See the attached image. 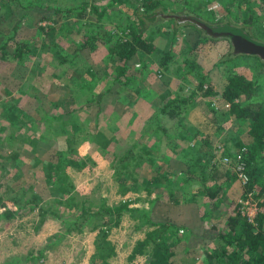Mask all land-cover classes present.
Returning <instances> with one entry per match:
<instances>
[{"label":"rangeland","instance_id":"374dc122","mask_svg":"<svg viewBox=\"0 0 264 264\" xmlns=\"http://www.w3.org/2000/svg\"><path fill=\"white\" fill-rule=\"evenodd\" d=\"M162 2L166 4L163 8L167 12L180 14L184 13L185 4L189 2V12L193 8L200 9V14L211 22L230 12V21L239 26L247 21L246 27L251 28L252 36L264 41V0ZM223 3L230 10L222 9ZM17 5L15 1L0 0V45L13 34L14 40L7 47L9 56L13 57L16 43L24 44L27 49L23 61L15 57L5 59L0 52V183L4 181L0 184V211H16L11 218L0 217V262L9 255L36 253L37 256L40 250H31L30 245L35 240L40 242L46 256L33 264H83L85 256L95 250L98 234L102 231L114 247L110 264H161L166 258L164 243L173 245L174 250L175 243H171L170 234L164 232L161 235V227L154 220L147 221V205L139 203L141 199L137 200V195L148 192L145 189L148 186L151 193L158 190L168 199L180 197L179 207L187 210L182 218L187 222L194 217L198 220L201 211L197 204L188 203L182 196L189 187L186 172L198 165L196 159L199 156L205 155L201 160L203 163L211 160L206 169L208 179H218L228 171L225 166L229 161L235 162L228 153H237L236 142L249 141L248 123L229 113L230 108L221 98L214 97L207 105L203 93L207 84L203 90L197 89L199 73H209L231 50L229 40L201 39L195 27H175L174 21L158 18L155 23L146 24L143 33L154 44V52H139L130 62L124 63L110 48L115 46L118 38L141 32L143 24L135 13L139 5L113 4L112 0H38L35 6H41L32 7L29 13L18 9ZM45 6L50 9L42 10ZM58 7H61L59 12ZM69 7H76V11L67 12ZM96 9H105V12L99 16ZM211 9L216 11L211 12ZM185 10L188 9L185 7ZM16 21L19 25L14 30ZM59 53L70 55L74 60L60 64ZM166 57L169 60L163 63ZM193 62L198 64L197 72L190 67ZM236 65L232 61L220 63L209 79L220 82ZM184 73L186 75L182 77ZM260 79L264 81V73ZM170 94L173 98L177 95L179 101L181 98L195 99L185 106L184 111L181 108L175 119L166 118L162 127L167 129L162 138L149 139L143 131L153 129L151 121L162 102L170 99ZM50 108L61 112L58 114L73 112L77 118L66 122L63 131L60 128L53 130L42 121L45 111L52 110ZM74 123L79 124L77 152L81 158L90 156L92 160L83 168H78L75 162L67 165L64 180L73 184L79 197L93 201V206L100 205V198H103L109 206L126 201L130 208H138V211H124L119 220L112 217L110 225L95 230L84 224L83 230L79 231L80 224L77 223L75 227L78 226L67 233V226L76 219L72 214L77 210L76 203L67 202L55 186L47 185L40 176H37L40 181H32L37 174L33 164L43 161L39 155L33 154L32 144L38 139L51 140L55 149L66 150L67 145L63 142L70 136L69 130ZM14 132L15 140L11 139ZM111 139L123 146H132L138 140V144L146 146V152H152L145 155L147 161L139 171V182L133 183V189L128 192L123 188L119 191L118 174L113 168L115 154L104 156L101 151ZM21 146H25L24 159L17 157ZM222 148H227V153H223ZM215 163L219 166L213 167ZM23 164L29 167L21 168ZM166 170L169 171L164 172ZM164 175H168V182L166 177L164 185L155 183L157 177L163 178ZM17 176L23 184L30 181L32 184L19 188L15 182ZM5 183L14 190L19 188L11 200L6 199L11 192L7 193L10 188ZM199 186L197 181L192 184L195 190ZM29 189L33 195L41 196L40 204H55V209L58 208L67 221L63 223L49 214L43 216L39 210L20 209L24 193ZM133 195L137 201L132 203ZM243 211L254 220L257 207L246 200ZM215 215L213 220L216 222L218 216ZM182 218L177 220L181 222ZM152 230L157 233L149 235ZM143 239H149V243L137 245ZM14 240L18 242L17 248ZM23 244L25 248L19 249ZM194 245L190 248L195 260L200 262L205 250L193 248ZM137 247L143 253H135ZM171 254L175 255L174 252Z\"/></svg>","mask_w":264,"mask_h":264},{"label":"trees","instance_id":"16d2710c","mask_svg":"<svg viewBox=\"0 0 264 264\" xmlns=\"http://www.w3.org/2000/svg\"><path fill=\"white\" fill-rule=\"evenodd\" d=\"M7 2L15 1L17 2V7L21 11L29 13L32 11V7L39 8L40 6H35L38 4V0H6ZM113 4H131L139 5L135 9L137 18L142 22V30L140 33H130L126 34L123 38H118L115 46L110 48L113 54L118 58V60L128 63L131 61V58L139 53L146 52L152 53L155 50V46L151 41H148L144 37V31L146 30V24L155 23L156 19L163 18L172 20L175 23V27L178 26H192L199 30L200 38L207 39L212 41H218L222 38H214L207 35L201 28L197 27L194 24L190 23H181L174 17H166L169 14H177V12H167L163 7L165 3L163 0H112ZM165 1V0H164ZM187 2V1H186ZM188 10H184V13H189L193 15L200 16L203 20L212 23H232L234 22L229 20V13H223L215 22L208 21L200 14V9L193 8L192 12L190 8V3L185 4ZM43 6V5H42ZM144 8L143 11L141 8ZM85 10L87 7L84 5ZM221 8L230 10L229 6L223 3ZM50 7L45 6L42 10H49ZM57 9V8H56ZM61 11V7H58V11ZM76 11V7H69L67 12L73 13ZM211 12L216 10L211 9ZM105 9L101 11H95L99 16L103 15ZM225 21V22H224ZM145 23V24H144ZM247 21L244 22L243 28L246 29L251 35L254 33L251 32V28L246 27ZM19 22L16 21L13 29L18 28ZM235 25V24H234ZM144 26V27H143ZM96 28V27H95ZM94 31V30H93ZM90 36V35H89ZM88 36V38H89ZM228 39V38H227ZM14 40L13 34L9 35L4 42L0 45V52H3L5 59H12L13 57L23 61L25 59L24 51L26 49L24 44L16 43V48L13 57H10L7 52L8 43ZM229 40V39H228ZM230 42V40H229ZM231 45V43H230ZM83 46H85L83 44ZM93 47V46H92ZM95 48V47H94ZM27 51V49H26ZM3 56V55H2ZM60 57L59 63L62 64L67 62L69 59L74 60L70 55L58 54ZM246 56L245 59H240L241 57ZM169 60L166 57L163 63H166ZM251 60L254 62L251 63ZM236 62L237 65L234 69L230 70L227 73V76L223 78L220 82H213L209 78L213 77V72L215 68L219 66L220 63L224 62ZM251 63V64H250ZM190 67L197 72L198 64L193 62L190 64ZM184 72V71H182ZM264 73V60L257 55H248V54H236L234 53V47L231 45V50L223 56L216 65L209 70V73L201 72L199 73V84L197 89L203 90L204 84H207V88L203 90L204 97L206 98L207 105L211 104V100L214 97L221 98L226 102L230 103V112L240 120H244L248 123L247 128V137L249 141L236 142L237 153L232 154L228 153L235 162L228 163V171L222 175L220 178H209L206 172V169L211 160H206L204 163L201 161L205 155L199 156L197 160L198 165H193L186 172V180L189 187L183 192L182 196L188 203H196L197 207L201 211L199 216L200 227H185L179 229L176 227L174 233H171V243H175V250L172 248L168 242L164 243L165 250L164 255L166 258L161 260V264H172L168 262L171 256V253H175V257L178 252H183L182 248L184 244L187 245L189 250V243L194 245L193 248L197 247L205 250L203 256H205L208 264H264V81H261V76ZM186 73L182 75L185 77ZM211 75V76H210ZM196 91L193 92L195 95ZM195 98H179L177 95L171 99L166 104H161L159 110L156 113V116L153 117L151 123V130H146L143 133L147 138H162L166 132V127H162V124L166 120L175 119L180 112V109L185 110V106L191 103ZM176 104V106H174ZM42 108L44 106L42 105ZM73 108V107H72ZM71 108V109H72ZM51 111H45L42 118L43 124L52 128L53 130H58L60 128L62 131L65 128V123H69V120L75 121L77 117L73 112L58 114L54 108ZM211 109H213L211 107ZM78 125L73 124L70 131V136L63 142L67 145L66 150L59 151L55 149L56 145H53L50 149H45V153L42 151H36V154L39 155L42 160H47L48 165H53V169L48 172L47 184H52L51 187H56L57 190L66 198L67 202H75L77 210L72 213L76 217L73 224L67 226L66 232H72L79 223V231H82V225L88 224L92 230L98 229L99 227L110 225L113 220L112 217L118 219L122 216L124 211L133 210L138 211V208H130L128 206L129 202L123 201L119 204L109 206L103 198H100V205H94L93 201L85 197H79L76 193L73 184L68 183L64 180V170L72 162H75L78 168H83L87 165V162L92 160L90 156L86 158H81L77 152V141H78ZM150 125H148V129ZM97 128L99 124L97 123ZM12 129H15L14 127ZM154 131V134L152 133ZM199 133H196V136ZM144 137V135L142 134ZM166 136H168L166 134ZM112 140V141H111ZM106 142L107 146L102 147L101 151L104 156L107 154H115V161L113 168L117 172L116 181L118 182L119 191L123 189L128 192L133 189L132 184L139 182V171L144 167L147 159L145 155H151L152 152H146V146L144 144H138V140L132 143V146H123L118 143L115 139H111ZM138 142V143H137ZM209 144V141H207ZM75 145V146H74ZM195 147H198L196 145ZM227 148H222L223 153ZM35 152V151H34ZM240 156V158H239ZM70 157V158H68ZM152 157V156H151ZM193 159V158H192ZM153 161V160H152ZM203 163V166H200ZM242 165V172L245 175V178L240 177V171L238 166ZM200 166V167H199ZM219 166L218 163H215L213 167ZM162 169V168H161ZM233 169V170H231ZM47 171V170H46ZM166 172V171H164ZM169 175V174H168ZM168 175L162 176L163 178L157 177L155 183H160L164 185V179L168 182ZM194 181H197L201 187L197 190L192 188ZM4 182L1 180V183ZM15 182L18 183L19 188L24 185L20 183L19 176L16 177ZM0 183V184H1ZM6 187L10 188L6 199H12L13 196L17 194V190H14L12 187L4 184ZM17 185V184H16ZM168 185H171L170 183ZM145 189L149 191L147 186ZM191 189L193 191H191ZM28 190L24 193L22 204L20 209H26L28 211L39 210L43 216L47 214L51 215L54 218L59 219L65 223V218L59 213L58 208L55 209L54 205H42L40 204L41 196L38 194H32ZM91 199V198H90ZM182 199V198H181ZM246 200H250L257 207V214L254 218V221H251L248 218V215L244 213L243 206ZM53 202V201H52ZM55 209V210H54ZM220 210L221 215L218 216ZM16 211L5 210L0 211V217H13ZM148 216L147 221H150V213L145 212ZM218 216V220L215 222L213 220L214 215ZM215 215V216H216ZM74 217V218H75ZM80 220V221H79ZM115 222V224H117ZM162 227L164 224H160ZM174 231V229H172ZM101 231V230H100ZM182 232V236L178 235ZM188 233V234H187ZM176 235V236H175ZM106 233L100 232L98 234V241L96 242V252L93 256L94 264H110L109 258L114 253V247L109 240L105 238ZM177 239H176V238ZM185 237V239H182ZM198 240V242L195 241ZM204 242V243H202ZM149 243V239L139 240L137 245L143 246ZM182 248V249H177ZM172 248V249H171ZM135 253H143L140 247L135 249ZM174 258V257H173ZM172 258V259H173ZM195 258H192L187 264H192Z\"/></svg>","mask_w":264,"mask_h":264},{"label":"crops","instance_id":"0c3cea01","mask_svg":"<svg viewBox=\"0 0 264 264\" xmlns=\"http://www.w3.org/2000/svg\"><path fill=\"white\" fill-rule=\"evenodd\" d=\"M172 96L173 95L170 94V99H167V100L163 101L162 104H166L169 100L173 99ZM225 102L226 101L224 100V105H225ZM229 113H231L230 112V109H229ZM15 134L16 133L14 132L11 139L15 140V137H16ZM25 146H21L18 149V155H17L18 158H23L24 159V157H25V155H24V153H25V150H24L25 149ZM32 146H33L32 152H33L34 155H36V151H39V152L42 151L43 153H45L44 150L46 148L47 149L52 148L53 141L49 140L48 142H45L43 140L38 139V140H35L33 142ZM13 154H14V150L12 152V155ZM48 164H49V162L47 160H43L42 162H39L38 164H33L34 165L33 168L37 170L36 171L37 174H36L35 178L33 176V180L32 181H34V180L36 182H38L40 180H44V182L47 181L48 172L51 169H53V167H55L53 165H48ZM19 166H20V162H18L17 168H19ZM25 167H29V165L28 164H23V166L21 168H25ZM68 167H66V169ZM167 171H169V170H166V172ZM37 176H40L41 179L38 180V177ZM30 182L29 183L27 182V183L23 184V182L21 181L20 183H22L23 185H25L24 188H27L29 185L32 184V182L31 183ZM46 184H47V182H46ZM49 185L52 186V184H49ZM30 188H32V186H30ZM29 190L31 191V189H29ZM30 193H32V191ZM64 197H65V195H64ZM137 197H138L137 200L138 199H141V200H138L139 203H143V204H146L147 205L146 206V210H148V212L150 213V218L152 220H154L156 224L157 223L164 224L163 227L160 225V227H161V232H160L161 235H163L164 232L167 235H169L171 233H174L175 230L177 229L174 226H178V228L180 230L183 229V228H185V227H188V226L189 227H196V228H199L200 227V224L198 222L199 219L197 220L196 217H194L195 219L192 218L191 221H189L190 224H189V222H187L186 219H183L182 218V217H184L185 211H187V210H184L183 208L179 207L180 206V203H178V201L181 200L180 197L178 199H176V198L168 199L166 196L163 195L162 192H160L158 190H155V192H152V193L151 192H146L143 195H140V196L137 195ZM134 198H136V196H134L133 199H130L132 201V203L135 200ZM137 200H135V202ZM168 203H170V204H168ZM218 213H219L218 216H220L221 215L220 211ZM193 215H194V212H193L192 216ZM180 218H182L181 219V222L182 223L177 220V219H180ZM157 225H159V224H157ZM172 229H174V231ZM152 233H157V232H155L154 230H152V231L149 232V235L152 234ZM178 235L182 236V232H181V234H178ZM182 239H185V237H183ZM195 241L198 242V240H196V239H195ZM17 243L18 242L15 241V245H14L15 248H17ZM202 243H204V242H202ZM175 244H176V242H175ZM192 244L193 243H191V244L189 243V250H188L187 245L184 244L183 247H182L184 249V251L183 252H178V254L176 255V257H175V255L172 256V254H171L172 258L173 257L174 258L173 259L170 258L168 262L171 261L172 263L176 262V264H187L189 261H191L192 258H195L193 256V253H192V248H190V246ZM30 245H31V250H33V249H38L37 251L40 250L37 256H36V253L35 254L28 253L27 255H23V254L9 255L6 259L1 260L0 264H28L29 262H31L30 264H33V262H39V260H40L41 257L45 258L46 255H44L45 253L43 252V250H41L40 242L34 240L32 243L30 242ZM197 246H201L200 248L203 247V245H197ZM24 248H25V244H23L22 247L19 246V249H24ZM95 252H96V248H95V250H92L90 253H88V255L85 256L86 257V260H85V262L83 264H93L92 258L94 256ZM39 254H41V256ZM204 254H206V253L203 252V255ZM42 259H41V262H42ZM192 264H208V263L206 261L205 256H203V257H201L200 262H198L196 260Z\"/></svg>","mask_w":264,"mask_h":264},{"label":"water","instance_id":"95a60500","mask_svg":"<svg viewBox=\"0 0 264 264\" xmlns=\"http://www.w3.org/2000/svg\"><path fill=\"white\" fill-rule=\"evenodd\" d=\"M166 17H174L181 23L194 24L211 37L228 38L236 54L257 55L264 60V41L255 39L242 26L232 23L212 24L189 13L169 14Z\"/></svg>","mask_w":264,"mask_h":264},{"label":"built area","instance_id":"2783aa9c","mask_svg":"<svg viewBox=\"0 0 264 264\" xmlns=\"http://www.w3.org/2000/svg\"><path fill=\"white\" fill-rule=\"evenodd\" d=\"M225 106H226L227 108H230V107H231V106H230V103H228V102H225ZM239 158H240V156H239ZM242 169H243V166H242V165H239V166H238V170L240 171V177L246 179V178H245V175H244L243 172H242ZM251 221H254V220L251 219Z\"/></svg>","mask_w":264,"mask_h":264}]
</instances>
